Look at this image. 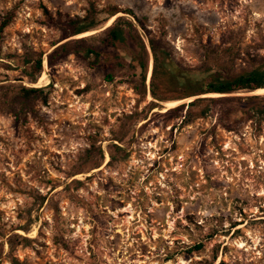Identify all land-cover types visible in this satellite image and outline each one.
<instances>
[{
	"label": "rangeland",
	"instance_id": "1",
	"mask_svg": "<svg viewBox=\"0 0 264 264\" xmlns=\"http://www.w3.org/2000/svg\"><path fill=\"white\" fill-rule=\"evenodd\" d=\"M90 16L95 29L64 39ZM117 18L132 24L126 46L76 41ZM2 26L0 264H264V123L228 132L217 107L187 123L172 111L220 97L182 98L189 75L235 76L264 56V0H0ZM36 54L31 83L16 59Z\"/></svg>",
	"mask_w": 264,
	"mask_h": 264
},
{
	"label": "trees",
	"instance_id": "2",
	"mask_svg": "<svg viewBox=\"0 0 264 264\" xmlns=\"http://www.w3.org/2000/svg\"><path fill=\"white\" fill-rule=\"evenodd\" d=\"M113 16H115V14L110 15V18H112ZM86 21H89L86 25H83L80 21H70L67 25L73 29V32L70 35L64 37V39L75 37L79 34L88 32L97 27L95 22H92V16L87 18ZM3 26L0 29H3ZM125 27L132 28V24L128 21H125L124 18H117L111 25H109L97 35L76 41L95 39L103 47L117 49L120 46L123 47L128 44V33L125 31ZM70 44L71 42L68 41L62 44L61 46L57 47L56 49L67 50ZM139 45L140 56L138 57L139 60L136 63L137 67H139L142 71L141 83L143 87H145L144 81L145 74L147 71V63L146 57L144 56H146V51L142 41L139 42ZM149 46L153 52V57L156 63L159 62V59H167V53L161 49L159 51V48L157 50L153 40L149 41ZM83 51L87 56L94 55L96 58H99L101 61H103V58H101V54L99 52H96L94 48H85L83 49ZM141 53H143L144 55H141ZM50 61L51 58L48 62L50 63ZM16 63L17 66L22 69L23 77L31 83H35L37 76H39L43 71V56L41 54L27 55L26 57H18L16 59ZM248 65L249 68L247 70L231 77L223 74H214L208 76L206 79L199 82L194 79L191 75H189V77H186L184 81V94L182 98L206 94H216L220 97L197 98L190 102L188 105L178 106L172 109V111L179 112L187 108V113L184 118V123H187L193 118H204L206 116H209V114L212 113V110L217 107V124L225 131H237L238 127L246 124L247 122H252V124L257 125V127L260 128L261 124L264 123V95H254L245 97L231 96L232 94L241 91L255 92L259 89H264V56H260L259 54H257L250 60ZM154 74L155 67L153 69L151 79H153ZM108 79L111 80L112 77L108 75ZM38 91V89L22 87L21 95L22 97L29 98L32 94H35ZM152 94L155 96L153 90ZM199 106H202V109L195 116H191L190 110ZM115 149L117 151L120 150L118 147H115ZM89 155L90 153L87 152L86 159H88ZM119 158L123 159V156L117 157L116 154H110L111 161H114ZM99 166L100 162H95L92 164V167ZM72 185H80V182L73 181ZM201 248V245L196 246V249L198 250ZM11 263L21 264L17 260H12ZM218 264H224V262L221 261Z\"/></svg>",
	"mask_w": 264,
	"mask_h": 264
},
{
	"label": "bare ground",
	"instance_id": "3",
	"mask_svg": "<svg viewBox=\"0 0 264 264\" xmlns=\"http://www.w3.org/2000/svg\"><path fill=\"white\" fill-rule=\"evenodd\" d=\"M108 23H109V21H108ZM150 73V72H149ZM252 94H264V89H259V90H257V91H255L254 93H252ZM211 96H219V95H211ZM182 101H176V102H170V103H168L167 104V106H169L170 108H172V107H175V106H177V105H179L180 103H181ZM166 104V103H165ZM166 107V106H165ZM36 230V229H35ZM35 233V232H34ZM32 235V234H31Z\"/></svg>",
	"mask_w": 264,
	"mask_h": 264
}]
</instances>
